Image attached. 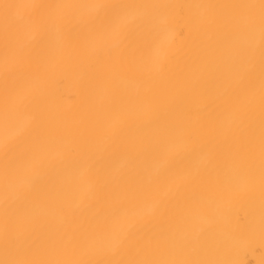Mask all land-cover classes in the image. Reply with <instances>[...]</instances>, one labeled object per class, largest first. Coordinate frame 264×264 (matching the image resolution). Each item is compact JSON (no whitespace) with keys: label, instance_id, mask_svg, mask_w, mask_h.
Listing matches in <instances>:
<instances>
[{"label":"bare ground","instance_id":"6f19581e","mask_svg":"<svg viewBox=\"0 0 264 264\" xmlns=\"http://www.w3.org/2000/svg\"><path fill=\"white\" fill-rule=\"evenodd\" d=\"M0 264H264V0H0Z\"/></svg>","mask_w":264,"mask_h":264}]
</instances>
